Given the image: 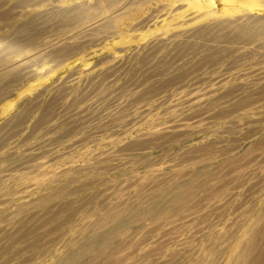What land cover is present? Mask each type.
Masks as SVG:
<instances>
[{
  "label": "rangeland",
  "instance_id": "rangeland-1",
  "mask_svg": "<svg viewBox=\"0 0 264 264\" xmlns=\"http://www.w3.org/2000/svg\"><path fill=\"white\" fill-rule=\"evenodd\" d=\"M237 244L264 264V0H0V264Z\"/></svg>",
  "mask_w": 264,
  "mask_h": 264
},
{
  "label": "bare ground",
  "instance_id": "bare-ground-1",
  "mask_svg": "<svg viewBox=\"0 0 264 264\" xmlns=\"http://www.w3.org/2000/svg\"><path fill=\"white\" fill-rule=\"evenodd\" d=\"M179 195H176V197L174 198V201H176L177 199H179L178 197ZM260 232L258 233V231L254 232V233H249L248 237H249V241L250 243H254L256 238L259 235ZM251 245V244H250ZM253 246V245H252ZM255 246V245H254ZM250 255V250L248 249H244L243 247H241L239 244L235 245L233 248V257L231 258V263L232 264H248V262L246 263V261H248V257ZM245 262V263H244ZM251 262V261H250ZM230 263V264H231ZM252 264V263H251ZM257 264V263H255Z\"/></svg>",
  "mask_w": 264,
  "mask_h": 264
}]
</instances>
